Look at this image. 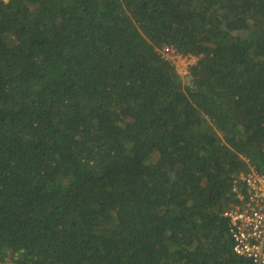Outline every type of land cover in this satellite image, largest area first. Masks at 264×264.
<instances>
[{"label":"trees","instance_id":"16d2710c","mask_svg":"<svg viewBox=\"0 0 264 264\" xmlns=\"http://www.w3.org/2000/svg\"><path fill=\"white\" fill-rule=\"evenodd\" d=\"M250 169L264 0H0V264H251L223 216Z\"/></svg>","mask_w":264,"mask_h":264},{"label":"built area","instance_id":"2783aa9c","mask_svg":"<svg viewBox=\"0 0 264 264\" xmlns=\"http://www.w3.org/2000/svg\"><path fill=\"white\" fill-rule=\"evenodd\" d=\"M158 52L181 80L188 78L189 68L197 61V57L182 55L171 46H163ZM232 192L237 202L223 213L232 251L251 264H264V174L253 169L239 174L233 180Z\"/></svg>","mask_w":264,"mask_h":264},{"label":"rangeland","instance_id":"374dc122","mask_svg":"<svg viewBox=\"0 0 264 264\" xmlns=\"http://www.w3.org/2000/svg\"><path fill=\"white\" fill-rule=\"evenodd\" d=\"M5 1H8V0H5ZM188 81H189L188 78H186V77L182 78V83H183L185 86L188 84ZM6 264H11V263H10V262H7Z\"/></svg>","mask_w":264,"mask_h":264}]
</instances>
